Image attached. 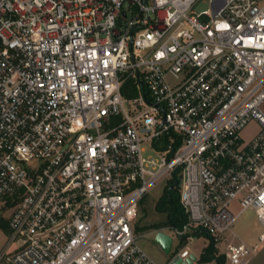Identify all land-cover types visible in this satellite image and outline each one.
Masks as SVG:
<instances>
[{
  "label": "built area",
  "instance_id": "1",
  "mask_svg": "<svg viewBox=\"0 0 264 264\" xmlns=\"http://www.w3.org/2000/svg\"><path fill=\"white\" fill-rule=\"evenodd\" d=\"M196 1L0 0V264H157L134 221L178 176L186 220L165 232L215 247L251 209L257 241L222 262L247 264L264 241V0Z\"/></svg>",
  "mask_w": 264,
  "mask_h": 264
},
{
  "label": "rangeland",
  "instance_id": "2",
  "mask_svg": "<svg viewBox=\"0 0 264 264\" xmlns=\"http://www.w3.org/2000/svg\"><path fill=\"white\" fill-rule=\"evenodd\" d=\"M208 0H197L193 6V9L196 12L208 8ZM126 91L124 96L131 99L137 95V91L134 88L133 84H127ZM258 123L255 120H250L247 124L240 130V136L243 141H248L258 130ZM143 147L145 148L146 154L152 151L151 143L147 140L142 142ZM179 178V176H178ZM171 180L160 181L155 187L150 189L140 200L138 206V214L134 221V229L137 235V240L139 245L145 250V252L157 263V264H166L168 259L171 257L172 253L180 249L184 244L180 243L179 238L176 236L173 237V242L171 246V252L165 254L163 250L158 246L154 240V234L158 230L168 231L164 226L156 227L157 224L165 223L168 221L170 214L172 213L170 208V203L163 201L162 195L165 186H167ZM179 191V185L177 187ZM176 194V189H174ZM232 207V206H231ZM178 209H182L180 203L177 205ZM233 208H235L233 206ZM12 208L9 204H5L4 200H0V218L7 220ZM145 226H150V228H145ZM257 231H261V225L258 222L255 213L251 209L244 210L235 220L232 226V231L228 230L223 233V241H234L238 242L237 239L239 236L246 234H254ZM235 232V235H233ZM8 236L7 230L0 228V250L3 248ZM185 241V242H184ZM183 242L189 247L190 251L194 253L195 256H199L201 249L205 248L210 242V237L201 233L198 236L192 239H185ZM221 243H217L216 246H219ZM193 264H202L198 260H195ZM204 264H215V260L208 261Z\"/></svg>",
  "mask_w": 264,
  "mask_h": 264
},
{
  "label": "trees",
  "instance_id": "3",
  "mask_svg": "<svg viewBox=\"0 0 264 264\" xmlns=\"http://www.w3.org/2000/svg\"><path fill=\"white\" fill-rule=\"evenodd\" d=\"M178 178H173L171 179V182L165 186L164 191H163V201L170 203V208L168 207L169 210H171L170 217L167 222L157 224L156 227L159 226H173V227H180L186 220V215L182 209H178L177 205L179 204V198H178V191L177 187L178 185H174V182ZM174 189H176V194L174 193ZM0 228H3L4 230H7L8 232V223L7 220H4L0 218ZM145 228H150V226H145ZM199 234H196L195 236H198ZM185 237H182L180 239V243H184ZM184 241V242H183ZM216 259V264H222L223 262V256L216 257L215 256V247L213 244L212 239H210V242L208 245L204 248L202 253L200 254L198 261L199 262H208L211 260Z\"/></svg>",
  "mask_w": 264,
  "mask_h": 264
},
{
  "label": "crops",
  "instance_id": "4",
  "mask_svg": "<svg viewBox=\"0 0 264 264\" xmlns=\"http://www.w3.org/2000/svg\"><path fill=\"white\" fill-rule=\"evenodd\" d=\"M259 232L260 231H257V233H254L253 235L252 234L251 235L250 234H246V235H243V236H239L237 241H242V242L246 243L247 245L254 244L257 241V237H258ZM172 242H173V240H172ZM232 242H234V241H232ZM219 243H221L219 246H215V256L216 257L223 256V252H224V250L226 248L227 241H223L222 240ZM183 244L185 245V243H183ZM203 250H204V248L201 249V252L199 253V256H200V254L202 253ZM199 256L198 257L196 256L197 259L199 258ZM214 260H215V264H216V259H214ZM204 263H207V262H202V264H204ZM247 264H264V241L258 245L256 251L250 257V259L247 262Z\"/></svg>",
  "mask_w": 264,
  "mask_h": 264
},
{
  "label": "water",
  "instance_id": "5",
  "mask_svg": "<svg viewBox=\"0 0 264 264\" xmlns=\"http://www.w3.org/2000/svg\"><path fill=\"white\" fill-rule=\"evenodd\" d=\"M178 181L176 180L174 182V185H177ZM154 242L160 246V248L163 250L165 254H169L171 252V245H172V236L163 231V230H158L155 232L154 237H153ZM190 257L195 260L196 257L191 254ZM168 264H186L179 256L175 255L172 259L171 262Z\"/></svg>",
  "mask_w": 264,
  "mask_h": 264
}]
</instances>
